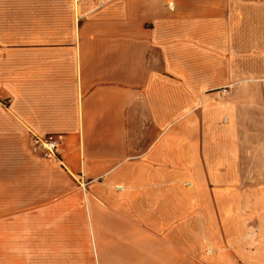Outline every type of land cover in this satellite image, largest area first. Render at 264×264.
<instances>
[{
  "label": "crops",
  "instance_id": "0c3cea01",
  "mask_svg": "<svg viewBox=\"0 0 264 264\" xmlns=\"http://www.w3.org/2000/svg\"><path fill=\"white\" fill-rule=\"evenodd\" d=\"M0 264H264V0H0Z\"/></svg>",
  "mask_w": 264,
  "mask_h": 264
},
{
  "label": "built area",
  "instance_id": "2783aa9c",
  "mask_svg": "<svg viewBox=\"0 0 264 264\" xmlns=\"http://www.w3.org/2000/svg\"><path fill=\"white\" fill-rule=\"evenodd\" d=\"M222 92H225V88L221 89ZM61 134L51 133L44 135L42 137H33L34 145L40 149L45 151L47 154H52L54 150L60 145Z\"/></svg>",
  "mask_w": 264,
  "mask_h": 264
},
{
  "label": "rangeland",
  "instance_id": "374dc122",
  "mask_svg": "<svg viewBox=\"0 0 264 264\" xmlns=\"http://www.w3.org/2000/svg\"><path fill=\"white\" fill-rule=\"evenodd\" d=\"M222 89V88H221Z\"/></svg>",
  "mask_w": 264,
  "mask_h": 264
}]
</instances>
